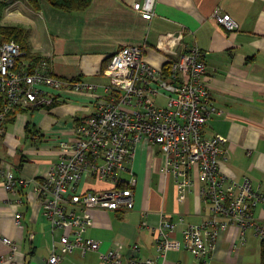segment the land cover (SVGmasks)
Listing matches in <instances>:
<instances>
[{
    "label": "crops",
    "instance_id": "1",
    "mask_svg": "<svg viewBox=\"0 0 264 264\" xmlns=\"http://www.w3.org/2000/svg\"><path fill=\"white\" fill-rule=\"evenodd\" d=\"M140 1L92 0L86 9L65 11L40 0V10L34 11L26 0H8L9 7L17 4L22 16L17 24L27 29L30 54L47 58L55 76L95 88L50 89L51 105L17 112L0 141V158L18 175L43 180L59 160L62 143L73 138L77 123L106 98L109 78L103 70L116 51L126 45L144 46L145 60L164 68L169 51L172 55L197 46L205 54V81L217 111L204 133L208 137L220 133L228 139L229 157L220 162L221 171L236 180L249 176L254 184H261L264 197V0H157L150 20L134 8ZM216 10L230 14L238 28L227 30L218 24ZM29 120L37 133L28 132ZM164 165L157 147L141 142L131 162L137 179L134 209L88 208L85 235L100 242L98 251H63L59 240L64 230L50 227L32 183L16 194L0 186V257L13 255V260L2 264H44L54 246L62 255L61 264H114L102 260L100 252L119 245L125 261L133 254L161 260L156 240L163 214L176 222L183 217L185 224L201 223L208 214L197 183L184 201H178L174 177L163 172ZM92 184L87 178L81 186ZM255 215L264 223V198ZM183 227L178 223L172 236L183 239ZM239 234L237 227H228L208 263L260 264L261 238L248 230L241 243ZM4 236L16 245L14 253L3 242ZM134 244L139 245L136 253ZM177 260L203 264L184 247L167 253L168 262Z\"/></svg>",
    "mask_w": 264,
    "mask_h": 264
},
{
    "label": "built area",
    "instance_id": "2",
    "mask_svg": "<svg viewBox=\"0 0 264 264\" xmlns=\"http://www.w3.org/2000/svg\"><path fill=\"white\" fill-rule=\"evenodd\" d=\"M156 1L142 0L134 8L150 20ZM214 16L225 29L238 28L230 14L216 10ZM144 53V46L132 44L110 57L103 70L109 78L104 86L106 98L92 115L77 123L73 138L62 143L59 160L48 177L25 178L0 158V186L16 194L32 183L50 227L64 230L59 240L63 251H98L100 242L85 235L87 210L134 209L137 179L131 162L137 146L148 141L164 157L163 172L174 177L178 201H184L198 184L207 217L201 223L185 224L183 217L176 222L163 214L156 240L161 260L133 254L125 261L120 245L100 252V258L114 264H183L179 260L168 262L167 253L184 247L194 258L209 264L220 235L230 226L238 228L241 243L248 230L264 238V223L255 215L264 198L261 184H254L249 176L236 180L222 172L220 162L229 157L228 139L220 133L210 137L204 133L207 121L217 112L205 81L204 52L197 46L172 55L169 51L170 60L164 68L151 65ZM71 86L95 88L55 76L47 58H32L15 40L0 43V141L7 133L6 120L12 110L51 105L50 89ZM87 178L95 184L82 187ZM15 219L20 224L21 214ZM178 223L184 224L181 240L172 236ZM2 240L13 253L16 251L8 237ZM57 249L52 248L44 264H61L63 258ZM132 251H139V245H132ZM5 260H13V255L1 256L0 264Z\"/></svg>",
    "mask_w": 264,
    "mask_h": 264
},
{
    "label": "trees",
    "instance_id": "3",
    "mask_svg": "<svg viewBox=\"0 0 264 264\" xmlns=\"http://www.w3.org/2000/svg\"><path fill=\"white\" fill-rule=\"evenodd\" d=\"M29 6L34 11L40 10V0H26ZM49 2L54 7L65 10V11H75V10H83L86 9L92 2V0H45ZM8 0H4L0 2V43L3 41L8 40H15L19 42L23 49L25 51L29 52V45H28V34L27 29L24 28L21 25H5L1 23L2 15L5 10V8L8 6ZM38 56H35L32 54V58H35ZM3 105V102L0 100V107ZM42 107V106H40ZM30 108L31 110L40 108ZM1 109V108H0ZM22 110H12V112L9 113L8 118L6 120V126L12 122L13 117L15 114ZM32 127V124L29 120L28 122V132L37 133L36 129H30ZM34 128V127H33ZM260 264H264V238H261L260 241Z\"/></svg>",
    "mask_w": 264,
    "mask_h": 264
},
{
    "label": "rangeland",
    "instance_id": "4",
    "mask_svg": "<svg viewBox=\"0 0 264 264\" xmlns=\"http://www.w3.org/2000/svg\"><path fill=\"white\" fill-rule=\"evenodd\" d=\"M16 5L17 4H13L10 7L5 9L4 14L2 15V19H1L2 24L17 25L18 18H20L22 16H21V14L18 13ZM255 241L259 245L260 239L256 237ZM257 257H258V261H256V263L259 262V252L257 253V256H255L256 260H257ZM251 264H255V263H253V261H252Z\"/></svg>",
    "mask_w": 264,
    "mask_h": 264
}]
</instances>
